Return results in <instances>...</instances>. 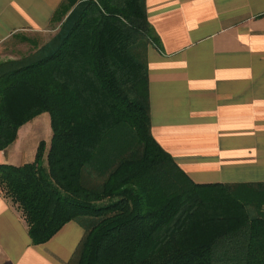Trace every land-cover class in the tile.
<instances>
[{
    "label": "trees",
    "instance_id": "1",
    "mask_svg": "<svg viewBox=\"0 0 264 264\" xmlns=\"http://www.w3.org/2000/svg\"><path fill=\"white\" fill-rule=\"evenodd\" d=\"M72 7L46 52L0 65V153L50 117L48 150L0 162L31 244L74 221L85 232L68 264H264V183L194 184L152 136L147 49L161 48L145 0H64L51 23ZM197 215L206 231L185 238Z\"/></svg>",
    "mask_w": 264,
    "mask_h": 264
},
{
    "label": "crops",
    "instance_id": "2",
    "mask_svg": "<svg viewBox=\"0 0 264 264\" xmlns=\"http://www.w3.org/2000/svg\"><path fill=\"white\" fill-rule=\"evenodd\" d=\"M63 1L0 0V45L47 32ZM145 4L161 48L147 49L153 138L194 184L264 183V0ZM25 125L0 162L11 163ZM84 232L71 221L32 245L0 195V264H68Z\"/></svg>",
    "mask_w": 264,
    "mask_h": 264
},
{
    "label": "rangeland",
    "instance_id": "3",
    "mask_svg": "<svg viewBox=\"0 0 264 264\" xmlns=\"http://www.w3.org/2000/svg\"><path fill=\"white\" fill-rule=\"evenodd\" d=\"M73 9L74 7L70 8L61 20L52 22L48 31L43 34L20 35L17 39L0 45V65L10 62L23 63L31 60V57L35 59V57L37 58V56L46 52L45 50L50 45H54L60 37L62 25H64ZM25 128V130H22L23 134H20L21 145H19L18 152L11 155L10 164L12 165L20 164V162L23 164L32 162L36 147L41 141L45 142L46 150L49 148L52 132L50 117L47 113L34 117L25 125ZM12 148L14 149V147ZM205 204L202 207V215L206 214L207 216L209 214L212 216L215 212H218L215 210L222 207L219 196L209 198ZM202 215H197L189 221V226L184 233L185 238L201 236L200 234L206 231L208 222H205L207 221L206 216L202 217Z\"/></svg>",
    "mask_w": 264,
    "mask_h": 264
}]
</instances>
